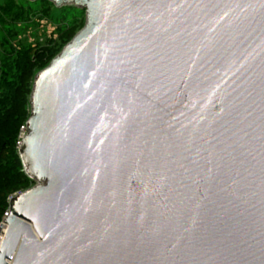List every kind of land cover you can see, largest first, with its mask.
<instances>
[{
  "label": "water",
  "instance_id": "obj_1",
  "mask_svg": "<svg viewBox=\"0 0 264 264\" xmlns=\"http://www.w3.org/2000/svg\"><path fill=\"white\" fill-rule=\"evenodd\" d=\"M49 1L0 264H264V0Z\"/></svg>",
  "mask_w": 264,
  "mask_h": 264
},
{
  "label": "trees",
  "instance_id": "obj_2",
  "mask_svg": "<svg viewBox=\"0 0 264 264\" xmlns=\"http://www.w3.org/2000/svg\"><path fill=\"white\" fill-rule=\"evenodd\" d=\"M83 13L49 0H0V221L10 197L35 183L18 152L20 131L30 115L33 78L83 26ZM43 18L55 23V37L43 35L35 44L21 37L29 27L38 36Z\"/></svg>",
  "mask_w": 264,
  "mask_h": 264
},
{
  "label": "rangeland",
  "instance_id": "obj_3",
  "mask_svg": "<svg viewBox=\"0 0 264 264\" xmlns=\"http://www.w3.org/2000/svg\"><path fill=\"white\" fill-rule=\"evenodd\" d=\"M62 6L77 7L74 4H72V3H67V4H64ZM77 8H79V7H77ZM83 20H84V23H85V12L83 13ZM37 27L38 28H37L36 34H38V36H35L32 33L33 32L32 30H34L33 29L34 27H31V28L29 27L26 30V32L21 35V37L24 38L26 41L31 42L32 44H35V42L37 40H42V36L43 35H47L49 37H55V34H54L55 30L54 29H55L56 26H55L54 22H51L50 20H47V19L43 18L41 21H39V25ZM40 32H42L41 33L42 35L39 34ZM34 182L36 183L37 181L34 180Z\"/></svg>",
  "mask_w": 264,
  "mask_h": 264
},
{
  "label": "built area",
  "instance_id": "obj_4",
  "mask_svg": "<svg viewBox=\"0 0 264 264\" xmlns=\"http://www.w3.org/2000/svg\"><path fill=\"white\" fill-rule=\"evenodd\" d=\"M24 132H25V126H23V127L21 128L20 135H19L20 140H21V138H22ZM20 140H19V142H18L19 145H20ZM5 214H6V212H5ZM5 214H4V216H5ZM3 218H4V217H3ZM4 229H5V224H4L3 219H2V220L0 221V243H1V240H2L3 235H4Z\"/></svg>",
  "mask_w": 264,
  "mask_h": 264
}]
</instances>
